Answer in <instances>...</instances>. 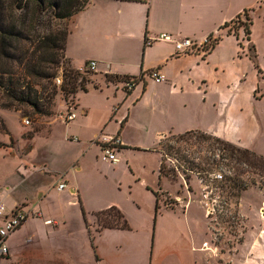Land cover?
Here are the masks:
<instances>
[{
	"label": "crops",
	"instance_id": "obj_1",
	"mask_svg": "<svg viewBox=\"0 0 264 264\" xmlns=\"http://www.w3.org/2000/svg\"><path fill=\"white\" fill-rule=\"evenodd\" d=\"M245 11L249 40L239 42L222 27ZM241 32L238 27L236 35ZM161 33L219 40L205 57L175 55L170 42L144 44ZM262 38L264 0H88L68 20L63 51L72 69L97 63L96 78L74 94L76 118L47 122L36 150L32 145L16 156L0 142L9 158L17 157V179L0 189L6 215L20 206L40 215L8 236L0 264H264V229L233 256L201 250L210 230L202 201L193 198L198 190L189 191L181 176L160 175L158 152L162 137L192 131L229 142L223 133L232 125L234 96L247 89L238 102L243 111L264 78ZM251 45L261 73L248 56ZM151 70L164 81L149 78ZM110 76L137 79L126 90ZM101 133L120 140L114 164L99 159L94 141ZM231 142L244 148L239 139ZM60 182L66 187L58 191ZM160 197L173 203L164 201L156 212ZM110 208L122 214L126 229L98 226L95 214ZM199 211L205 233L195 218ZM48 219L57 225L44 224Z\"/></svg>",
	"mask_w": 264,
	"mask_h": 264
},
{
	"label": "rangeland",
	"instance_id": "obj_2",
	"mask_svg": "<svg viewBox=\"0 0 264 264\" xmlns=\"http://www.w3.org/2000/svg\"><path fill=\"white\" fill-rule=\"evenodd\" d=\"M18 5V4H16ZM28 10L25 14L21 12L22 10L19 6H14L12 10L8 13L12 17H24L25 20L21 21L18 18V25L23 30V36L20 42L17 44V50H15V60L10 62L12 68L17 72V75H22V69L24 63H26L31 52L37 47L38 42L41 38L50 35L60 36L62 32H68V20L63 19L58 20L56 18L50 17L46 12L43 13L41 17H33L31 11ZM10 17V16H9ZM237 28L234 31H237ZM241 28V27H240ZM242 29V28H241ZM243 31V29H242ZM239 42L245 41L244 33H238L235 36ZM259 46L264 52V38L259 41ZM24 52V58L21 55ZM42 53V51H41ZM39 54V51H38ZM248 56L250 58V53L248 51ZM60 62L56 65L50 64V73L57 72V69L62 66L63 68H68L69 64L64 58V52L60 53ZM22 58V61L19 59ZM252 64L256 68L257 72H260L259 66L250 58ZM80 76L84 77L86 82L85 85L96 78V72H81L79 70ZM80 78H78V81ZM44 88L46 89L44 93L48 96L52 95L47 100H41L38 104L43 110V115L34 112L29 106H18L14 109L2 108L1 104L5 103L4 95L0 93V142H6L8 146L14 149V154L17 152H26L34 145V150L38 149V141L42 142L46 136L39 137L38 140V130L43 128L47 122L50 120L60 119V115L65 113V103L72 101L75 103L74 94H66L61 91L60 87H56L52 82L42 81ZM250 81L247 80V85ZM256 88V94L250 91V99H244L243 101V111L240 109L239 98L242 94H246V91H241L239 95L234 96L233 109L230 112L232 125L229 127L227 133H223L225 137L228 138L229 143L239 146V143L231 142L232 140H241V146L244 148L264 157V78L259 79ZM231 91H236V86H233ZM45 95V94H44ZM59 104V105H58ZM61 106V107H60ZM27 119L29 121L28 125L23 123V120ZM55 127H58L56 124ZM60 127V125H59ZM58 127V128H59ZM60 129L54 128V133ZM37 135V136H36ZM36 136V137H35ZM55 135L51 133L48 138L52 139ZM189 139V140H188ZM219 139H221L219 137ZM184 142H176L173 139L171 144L177 149H182L186 146H190V153L194 151L202 152L203 155H209L210 148L209 143L211 141L198 137L197 135H192L183 139ZM223 140V139H221ZM227 141V140H223ZM228 142V141H227ZM33 143V144H32ZM19 145V146H18ZM23 148L20 150L17 147ZM0 146H3L0 143ZM204 148L206 150H204ZM201 150V151H200ZM195 152V153H196ZM9 158L5 152L0 149V189L5 184L12 185L17 176H12L15 171V159ZM25 160L29 161L28 158ZM181 162H177L174 158H168L166 165L169 168H174L173 172L175 177L170 176L171 180L176 181L180 176L183 178L182 170L178 165ZM184 165V162H182ZM222 166L221 168H223ZM168 168V169H169ZM172 172H170L171 174ZM243 179L247 182V187L245 190L240 192L238 197H228L225 194L218 196V192L221 193L217 188H214V183H207V180L201 181L196 175H191L188 181L184 182L187 185V189L191 192L194 188L198 190L195 193L194 199H199L204 205V209L210 205L215 208V214L208 217L207 224L208 230L211 234L214 233L217 236V241H213L217 245V255H232L237 254L240 249V245L249 239L253 240L258 237L261 230L264 229V173H257L254 170L244 172ZM197 183L196 186H192L193 182ZM194 182V183H195ZM217 191V193H216ZM205 195V196H204ZM159 206L163 207V202H172L168 197H160ZM198 201V200H197ZM195 218L201 221L202 232L204 231V220L201 213L196 214ZM92 230V229H91ZM264 234V233H263ZM206 239L209 237L204 236ZM201 245V243H200Z\"/></svg>",
	"mask_w": 264,
	"mask_h": 264
},
{
	"label": "trees",
	"instance_id": "obj_3",
	"mask_svg": "<svg viewBox=\"0 0 264 264\" xmlns=\"http://www.w3.org/2000/svg\"><path fill=\"white\" fill-rule=\"evenodd\" d=\"M87 3L88 0H0V93L6 99L5 103L1 104L2 108L14 109L18 106H29L34 112L43 115V110L38 103L41 100L49 101V98L54 94L52 93L48 96L47 93H44L46 89L42 81L52 82L56 72L50 73V64L56 65L60 62V53L64 51L67 36L66 33L62 32L60 36L50 35L41 38L37 47L31 52L26 63H24V67H21L23 74L17 75L10 62H14L17 44L23 36V30L18 25V18L21 21L25 20V18H14L9 15L8 11L12 10L14 6H19L24 14L28 10L33 9L31 11L33 17H41L46 12L52 18L63 20L70 19L74 14L83 10ZM241 17L244 18V21H241ZM250 24L251 20L247 11H245L233 21L224 24L222 29L227 28L228 34L233 33L236 36V32L232 29L241 27L245 37L249 40ZM218 40L219 36L215 37L212 48ZM248 49L250 58L254 59L252 45ZM21 55L24 58V52ZM22 58L19 61H22ZM63 70L61 91L66 94H75L78 89L85 87L86 80L80 76L79 70L70 67ZM78 78L80 80L77 83ZM126 79H132L136 83L137 78L108 77V80L124 81ZM192 135L211 141L208 149L210 150L209 155H203L202 152L199 153L194 150L190 153V146H186L185 148L187 149H182L181 152L180 149L175 148L170 143L172 139L176 142L185 143L183 139ZM204 150L206 149L204 148ZM158 152L162 156L160 175L175 177L174 168H169L166 165L168 158L172 157L177 162H181L178 167L183 172L182 176L185 182L190 179L191 175H196L202 182L207 180V183H214V188L221 192L217 193L216 191L218 196L223 193L230 198L238 197L240 192L245 190L248 185L246 180L243 179L244 172L254 170L258 174L264 173V157L246 148L199 131L162 137L159 141ZM182 162H184V165ZM222 166L224 167L221 168ZM170 172L172 173L170 174ZM215 175H219L221 178L218 180ZM155 208L157 212L159 208L157 202ZM95 217L100 228H127L122 214L114 208L96 213Z\"/></svg>",
	"mask_w": 264,
	"mask_h": 264
},
{
	"label": "built area",
	"instance_id": "obj_4",
	"mask_svg": "<svg viewBox=\"0 0 264 264\" xmlns=\"http://www.w3.org/2000/svg\"><path fill=\"white\" fill-rule=\"evenodd\" d=\"M170 42L174 46L175 55H189L197 54L201 57H205L208 52L212 49L215 41V36L209 35L203 39V41L198 42L189 37H175L168 33H161L155 37H146L144 39V44L146 46L153 44L154 42ZM64 68L60 66L57 72L52 78V83L56 87H60L63 83ZM97 63L94 60L87 61L85 65L80 69L81 72H96ZM147 76L151 78L156 83H161L164 81V76L159 74L156 70H151L147 72ZM123 87L126 90H130L134 87L135 82L132 79H126L121 81ZM66 111L60 115V119L63 123L67 124L76 118L75 103L68 101L65 103ZM23 123L28 125L29 121L27 119L23 120ZM75 140V139H74ZM100 147L99 159L107 164H114L117 162L116 149L120 145V140L116 135L99 134L94 141ZM216 179H220L219 175H215ZM209 183V182H208ZM66 187L64 182H60L56 189L58 191L63 190ZM205 196V195H204ZM206 216H213L215 214V208L210 205L206 208ZM264 215V214H263ZM40 217L38 212L29 210L23 206L17 207L10 214L6 215L5 205L0 202V258L8 255L7 238L8 236L24 225L30 218ZM44 224L56 226L57 222L53 220H45ZM217 241L216 234L210 232V240L205 241L201 245V250L216 252L217 245L214 243Z\"/></svg>",
	"mask_w": 264,
	"mask_h": 264
},
{
	"label": "bare ground",
	"instance_id": "obj_5",
	"mask_svg": "<svg viewBox=\"0 0 264 264\" xmlns=\"http://www.w3.org/2000/svg\"><path fill=\"white\" fill-rule=\"evenodd\" d=\"M263 217H264V215H263Z\"/></svg>",
	"mask_w": 264,
	"mask_h": 264
}]
</instances>
